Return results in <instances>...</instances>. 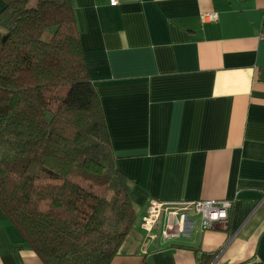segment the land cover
Instances as JSON below:
<instances>
[{
  "label": "crops",
  "instance_id": "0c3cea01",
  "mask_svg": "<svg viewBox=\"0 0 264 264\" xmlns=\"http://www.w3.org/2000/svg\"><path fill=\"white\" fill-rule=\"evenodd\" d=\"M71 3L136 211L110 264H264V0ZM152 198L232 207L226 226L165 239L162 215L144 252ZM0 264H43L1 209Z\"/></svg>",
  "mask_w": 264,
  "mask_h": 264
},
{
  "label": "trees",
  "instance_id": "16d2710c",
  "mask_svg": "<svg viewBox=\"0 0 264 264\" xmlns=\"http://www.w3.org/2000/svg\"><path fill=\"white\" fill-rule=\"evenodd\" d=\"M2 1L0 209L43 264H110L136 211L71 0Z\"/></svg>",
  "mask_w": 264,
  "mask_h": 264
},
{
  "label": "built area",
  "instance_id": "2783aa9c",
  "mask_svg": "<svg viewBox=\"0 0 264 264\" xmlns=\"http://www.w3.org/2000/svg\"><path fill=\"white\" fill-rule=\"evenodd\" d=\"M109 2L115 5L118 0H109ZM199 16L206 22L215 21L218 18L216 11L201 12ZM231 207L232 201L225 198L184 202H161L152 198L148 201L146 212L141 218L140 225L145 232L141 248L145 252L148 244L157 237L154 227L159 223L162 215L167 216L164 226L160 229V236L165 239L190 235L195 225H198L200 230L219 225L226 226Z\"/></svg>",
  "mask_w": 264,
  "mask_h": 264
},
{
  "label": "rangeland",
  "instance_id": "374dc122",
  "mask_svg": "<svg viewBox=\"0 0 264 264\" xmlns=\"http://www.w3.org/2000/svg\"><path fill=\"white\" fill-rule=\"evenodd\" d=\"M64 92L60 91L59 94H63ZM191 215L194 217V215L191 213Z\"/></svg>",
  "mask_w": 264,
  "mask_h": 264
}]
</instances>
